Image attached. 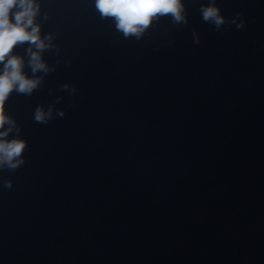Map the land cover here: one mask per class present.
Wrapping results in <instances>:
<instances>
[{"label": "water", "instance_id": "water-1", "mask_svg": "<svg viewBox=\"0 0 264 264\" xmlns=\"http://www.w3.org/2000/svg\"><path fill=\"white\" fill-rule=\"evenodd\" d=\"M40 3L60 51L5 104L27 148L0 170V264H264V0H217L245 24L221 31L184 0L139 39L95 0Z\"/></svg>", "mask_w": 264, "mask_h": 264}, {"label": "clouds", "instance_id": "clouds-1", "mask_svg": "<svg viewBox=\"0 0 264 264\" xmlns=\"http://www.w3.org/2000/svg\"><path fill=\"white\" fill-rule=\"evenodd\" d=\"M192 2L196 4L199 0ZM95 7L102 19H113L116 30L125 38H141L161 18H170L173 25L188 24L184 0H95ZM199 12L202 20L213 25L216 31H221L225 25L235 24L237 29L245 26L242 13L225 17L217 0L200 3ZM40 15V0H0V170L14 172L20 168L25 163L23 153L27 148L26 139L20 137L21 128L5 111L6 101L13 92L30 97L44 85L45 77L56 71L45 60L44 53H59L60 49L54 43L53 34H41ZM43 19H48L46 13ZM192 35L193 42L198 44L199 33L193 29ZM25 44V55L14 54L17 46ZM70 64V61L66 62V66ZM26 68L30 69L31 75L25 71ZM60 90L75 94V88L69 84L60 85ZM60 100L57 97L55 103H60ZM64 115L63 109H55V117L63 118ZM33 118L37 123L47 124L54 119V105L47 108L38 105ZM12 133L15 136L9 139ZM5 186L11 188V182L6 181Z\"/></svg>", "mask_w": 264, "mask_h": 264}]
</instances>
